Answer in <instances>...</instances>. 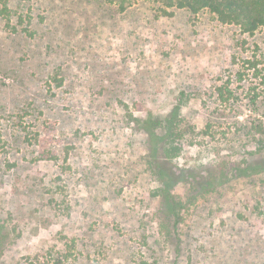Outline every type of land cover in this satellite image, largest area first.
<instances>
[{
    "label": "rangeland",
    "instance_id": "rangeland-1",
    "mask_svg": "<svg viewBox=\"0 0 264 264\" xmlns=\"http://www.w3.org/2000/svg\"><path fill=\"white\" fill-rule=\"evenodd\" d=\"M176 104L209 134H186L172 210L147 129ZM262 129L264 27L161 0H0V264H264V171H244Z\"/></svg>",
    "mask_w": 264,
    "mask_h": 264
},
{
    "label": "trees",
    "instance_id": "trees-1",
    "mask_svg": "<svg viewBox=\"0 0 264 264\" xmlns=\"http://www.w3.org/2000/svg\"><path fill=\"white\" fill-rule=\"evenodd\" d=\"M106 1L119 4L120 10L125 11L135 0ZM161 2L164 8H183L189 10L193 14H198L203 10H209L217 16L220 22L238 25L244 33L254 34L259 28L264 27V0H161ZM1 12L7 14V26L16 30L15 25L11 26L10 24L14 12L7 7L2 9ZM164 12L167 15H173V13L165 9ZM23 22V15H21L20 23L22 24ZM25 30L28 31V28ZM57 80L59 82L58 86L63 85V79L55 78V81ZM219 92L225 102L229 100V98L224 97L226 92H228L229 96H233V92L229 86L220 87ZM181 110L182 106L176 104L171 113L165 118L154 117L153 114H151L149 127L147 129V133L153 143L151 146V151H153V156L155 158L153 164L159 175L160 187L157 190V195L172 201L175 200L173 192L175 183L168 171L175 174L171 169L172 166L177 169L173 164L175 158L180 155L187 143L192 142L189 140L190 137L194 138L198 134H209V125L202 131H197L194 125L187 122ZM259 128L261 129L262 127ZM158 129L163 130V132L159 134L157 132ZM186 134H188L189 138L186 137ZM258 149L262 156V154H264V141H261ZM244 171L249 173L256 171L263 172L264 156L260 161L258 159L253 160V162L246 160V168ZM174 209H176V201H174L172 210Z\"/></svg>",
    "mask_w": 264,
    "mask_h": 264
}]
</instances>
